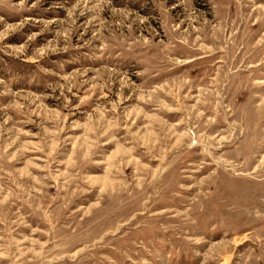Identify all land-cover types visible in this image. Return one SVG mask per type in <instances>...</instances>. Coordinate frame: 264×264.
Instances as JSON below:
<instances>
[{
	"label": "rangeland",
	"instance_id": "obj_1",
	"mask_svg": "<svg viewBox=\"0 0 264 264\" xmlns=\"http://www.w3.org/2000/svg\"><path fill=\"white\" fill-rule=\"evenodd\" d=\"M0 264H264V0H0Z\"/></svg>",
	"mask_w": 264,
	"mask_h": 264
}]
</instances>
